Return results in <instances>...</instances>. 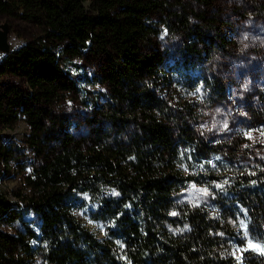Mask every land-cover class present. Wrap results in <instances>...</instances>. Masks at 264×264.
<instances>
[{
	"label": "trees",
	"instance_id": "obj_1",
	"mask_svg": "<svg viewBox=\"0 0 264 264\" xmlns=\"http://www.w3.org/2000/svg\"><path fill=\"white\" fill-rule=\"evenodd\" d=\"M215 1L0 0L1 13L22 3L41 27L37 40L0 48V75L30 89L0 96L3 124L23 116L30 127L23 146L0 132V264H264L248 245L264 244V139H218L200 127L227 95L204 65L230 46L205 9ZM155 14L193 40L174 66L154 46ZM85 52L107 56L103 103L67 70L64 55ZM73 91H84L89 109L78 135L54 112ZM27 150L31 161L22 160ZM13 168L24 184L5 188ZM189 184L208 197L181 202Z\"/></svg>",
	"mask_w": 264,
	"mask_h": 264
},
{
	"label": "rangeland",
	"instance_id": "obj_2",
	"mask_svg": "<svg viewBox=\"0 0 264 264\" xmlns=\"http://www.w3.org/2000/svg\"><path fill=\"white\" fill-rule=\"evenodd\" d=\"M263 7L264 0H216L212 6L205 8L209 15L218 19L217 25L221 27V34L230 45L226 52L218 53L213 60L204 64L209 71L215 70L227 88L226 98L206 112L200 125L206 133L215 138L226 139L237 133H251L252 138L256 137L262 141L264 139V11L261 9ZM163 17L161 14L153 16L160 31L154 38V46L162 50L166 59L174 66L181 59L187 44L193 40L183 33H170L162 25ZM4 24L8 25L9 42L14 49L41 36L40 25L28 18L22 3H18L10 13L0 12V29ZM210 33L207 32V36L214 35V32ZM61 47L59 46V49ZM4 55L0 53L1 62L5 58ZM64 57L67 70L78 72L81 78L86 77L84 87L97 92L98 101L103 103L107 88L98 79L102 77L107 56L103 53L85 52L81 57L69 53ZM8 86L25 92L30 90L28 82L23 77L7 71L0 75V96ZM85 99L84 91L82 93L73 91L59 97L54 109L55 113H63L69 118L72 125L68 129L76 135L87 131L85 116L89 109L85 106ZM0 132L5 143L15 141L23 146L26 136L30 133V127L23 116L13 128L7 127L0 119ZM33 159V152L27 150L22 160ZM23 184V175L17 169L13 168L11 172H6L3 180L5 188L16 189ZM204 190L202 186L189 184L179 193L178 198L181 202L199 204L202 198L208 197V192L205 194ZM85 222L97 233L103 234L99 225L87 219ZM2 228L11 231L9 226L3 225ZM248 245L253 250L264 253L263 243L248 238ZM234 251L240 259L242 255L238 247Z\"/></svg>",
	"mask_w": 264,
	"mask_h": 264
},
{
	"label": "water",
	"instance_id": "obj_3",
	"mask_svg": "<svg viewBox=\"0 0 264 264\" xmlns=\"http://www.w3.org/2000/svg\"><path fill=\"white\" fill-rule=\"evenodd\" d=\"M8 25H2V29H0V48L7 49L10 46L9 42V34H8Z\"/></svg>",
	"mask_w": 264,
	"mask_h": 264
},
{
	"label": "snow or ice",
	"instance_id": "obj_4",
	"mask_svg": "<svg viewBox=\"0 0 264 264\" xmlns=\"http://www.w3.org/2000/svg\"><path fill=\"white\" fill-rule=\"evenodd\" d=\"M198 91H199V90H198ZM224 126L227 127V124H225ZM245 135L251 137V133H245ZM204 191H205V194H207L206 190H204ZM173 215H175V213H173ZM241 226H242V227H245V228L247 227L246 225L243 224V222H241Z\"/></svg>",
	"mask_w": 264,
	"mask_h": 264
}]
</instances>
